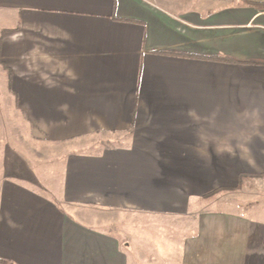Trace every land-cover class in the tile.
I'll return each instance as SVG.
<instances>
[{
	"label": "crops",
	"instance_id": "1",
	"mask_svg": "<svg viewBox=\"0 0 264 264\" xmlns=\"http://www.w3.org/2000/svg\"><path fill=\"white\" fill-rule=\"evenodd\" d=\"M6 110L61 188L0 179L4 263L147 264L91 222L120 212L194 220L167 262L264 264V223L201 205L264 183V0H0Z\"/></svg>",
	"mask_w": 264,
	"mask_h": 264
},
{
	"label": "rangeland",
	"instance_id": "2",
	"mask_svg": "<svg viewBox=\"0 0 264 264\" xmlns=\"http://www.w3.org/2000/svg\"><path fill=\"white\" fill-rule=\"evenodd\" d=\"M2 26V25H1ZM5 131L0 136V179L14 180L32 185L48 196L58 198L60 193L61 165L54 151L31 143L16 126L10 110L4 113ZM84 147L96 149L119 146L125 143L123 136L100 134L82 140ZM246 184H249L246 187ZM246 189V190H245ZM249 192L250 195H245ZM212 197L201 205L210 210L234 213L252 221L264 223V183L245 181L244 190L227 198L222 195ZM100 219H91L94 226L111 233L119 239L131 238L142 243L143 254L149 257L147 264H177L167 262L168 257L181 255L184 240L193 233V219H167L152 216H126L120 212L104 213ZM100 221L101 223H99ZM146 249V250H145ZM157 257V258H156ZM154 259V261H151ZM157 259V260H156Z\"/></svg>",
	"mask_w": 264,
	"mask_h": 264
},
{
	"label": "trees",
	"instance_id": "3",
	"mask_svg": "<svg viewBox=\"0 0 264 264\" xmlns=\"http://www.w3.org/2000/svg\"><path fill=\"white\" fill-rule=\"evenodd\" d=\"M260 7V6H259ZM0 264H9V263H4L3 261L0 260Z\"/></svg>",
	"mask_w": 264,
	"mask_h": 264
}]
</instances>
